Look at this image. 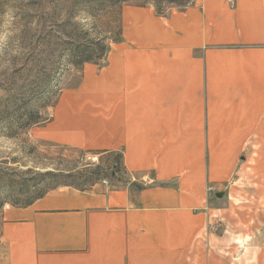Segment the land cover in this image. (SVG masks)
<instances>
[{"label": "crops", "instance_id": "obj_1", "mask_svg": "<svg viewBox=\"0 0 264 264\" xmlns=\"http://www.w3.org/2000/svg\"><path fill=\"white\" fill-rule=\"evenodd\" d=\"M86 72L40 138L116 155L124 183L6 208L0 264H264V0L123 6Z\"/></svg>", "mask_w": 264, "mask_h": 264}, {"label": "rangeland", "instance_id": "obj_2", "mask_svg": "<svg viewBox=\"0 0 264 264\" xmlns=\"http://www.w3.org/2000/svg\"><path fill=\"white\" fill-rule=\"evenodd\" d=\"M118 1L0 0V228L4 210L22 205L20 187L26 183L42 190L77 191H88L101 181L108 187L124 183L116 155L53 147L40 138L70 87L87 68L95 74L101 67L100 61L76 68L74 54L91 49L93 40L104 43L109 54L120 34L121 8L146 2ZM15 108L19 120L10 119ZM28 112H37L41 119L26 129ZM96 172L100 180L92 184ZM212 224L218 226L213 234L223 233L219 221L208 224V232Z\"/></svg>", "mask_w": 264, "mask_h": 264}, {"label": "trees", "instance_id": "obj_3", "mask_svg": "<svg viewBox=\"0 0 264 264\" xmlns=\"http://www.w3.org/2000/svg\"><path fill=\"white\" fill-rule=\"evenodd\" d=\"M131 1H140V0H119L118 3L128 4ZM191 2L192 0H146V2H144L139 7H145L147 4H151L158 16H164L170 9H174V8L183 9L189 4H191ZM90 48L91 49H87V50H78V52L74 54V57L76 59V62H75L76 68H80L85 64H94V65L98 64L100 61H102V59L105 57L108 51L107 46L104 43L100 42L99 40H93V44H91ZM19 113L20 112L18 108H15V110H13L11 113L10 119L12 118L11 120H15V119L19 120L20 118H22L19 115ZM24 117L26 121V124H25L26 129H29L33 125L37 124L38 121L41 119L40 115L37 112H28L24 115ZM117 161H119V157H117ZM94 168L95 170H99L98 165L94 166ZM48 175L52 176V174H48ZM95 175L97 177L92 182V184H94L95 181L100 180V177L98 176L99 173L96 172ZM20 189H21V195H22L21 197H23L24 200H23L22 205L17 208L28 207L34 201L44 197V195H46L47 193H49L50 191L56 188H45L42 190V189L37 188L36 183H33V184L26 183L22 185Z\"/></svg>", "mask_w": 264, "mask_h": 264}, {"label": "built area", "instance_id": "obj_4", "mask_svg": "<svg viewBox=\"0 0 264 264\" xmlns=\"http://www.w3.org/2000/svg\"><path fill=\"white\" fill-rule=\"evenodd\" d=\"M217 229H218V226L216 224H212V225L209 226V230H210L211 233L216 232Z\"/></svg>", "mask_w": 264, "mask_h": 264}, {"label": "bare ground", "instance_id": "obj_5", "mask_svg": "<svg viewBox=\"0 0 264 264\" xmlns=\"http://www.w3.org/2000/svg\"><path fill=\"white\" fill-rule=\"evenodd\" d=\"M88 69V68H87Z\"/></svg>", "mask_w": 264, "mask_h": 264}]
</instances>
